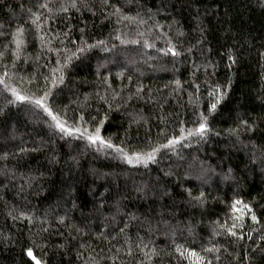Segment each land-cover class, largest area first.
Instances as JSON below:
<instances>
[{
    "label": "trees",
    "instance_id": "obj_1",
    "mask_svg": "<svg viewBox=\"0 0 264 264\" xmlns=\"http://www.w3.org/2000/svg\"><path fill=\"white\" fill-rule=\"evenodd\" d=\"M72 5L0 0V264H264V0Z\"/></svg>",
    "mask_w": 264,
    "mask_h": 264
},
{
    "label": "snow or ice",
    "instance_id": "obj_2",
    "mask_svg": "<svg viewBox=\"0 0 264 264\" xmlns=\"http://www.w3.org/2000/svg\"><path fill=\"white\" fill-rule=\"evenodd\" d=\"M72 6L75 7V0H73V5H72ZM41 7H47V5L44 4V5H41ZM19 31H22V29H18V32H19ZM16 43H17V47H19L21 41L17 40ZM170 51H171V50H170ZM175 54H176V53L173 52V55H175ZM11 91H12V94L16 97L17 100H21V101H23V100H28V99H30L29 97H25V96H22V95H20L19 93H17L15 89H12ZM219 99H220V97H217V103L219 102ZM43 100H44L43 97H41V98H39V99H36V100H35V104H36L37 106H40V107H43V108H44V111L47 112L48 115H50V116L52 117V120H53V121H55V123H56V127H57L58 129H60L61 131L66 132V134H71V132H72L73 130H72V129H65V126L60 122L59 118H58L56 115H53L52 112H51V110H50L49 108H47L46 106H44V104H43ZM210 108H211L212 110H214V109L216 108V104H215V103L211 104V105H210ZM206 130H207V129H206V124L203 123V122L199 123L198 127L195 129V131H196L197 133H200L201 135H203V133H204ZM75 131H79V129H76ZM99 132H100V129H99V127H97V128H96V131H95L94 134H87V132H86V130H85V133H82V135H85V134H86V135H87V139H88L91 143H93V144H96L97 142H99L101 145H104V146L109 147V148H113V147H115V146H113V145L111 144L110 141H105V140H103V139L100 137ZM191 134H192V132H189V135H191ZM177 139H178V138H177ZM175 142H177V140L170 139V140L168 141V145H165V147L170 146V145L174 144ZM117 150H118V151H122V149H117ZM155 151H156V149H153V152H155ZM133 157H135V159H136L137 162H139L140 159H141L140 154L133 153L132 156L127 157L129 163H132V162H133ZM147 159H153V155L149 154V155L147 156ZM235 203H236V204H239L240 202H239V201H236ZM234 207H235V205H234ZM245 207H247V206L245 205ZM252 219L255 220L256 217L253 215V216H252ZM233 227H235V225H233ZM228 231H229V234H230V235H233V236L236 235V233H235L234 231H232V229H228ZM186 251H187V255H188L189 257H193V258L195 259L196 264H202L203 259H204L203 257L198 256V254H197L196 252H194V251H190V250H186ZM209 251H211V249H209ZM27 254H28L30 257H32V250H31V249H28V250H27ZM181 255H184V253H181ZM33 259H35V258L33 257Z\"/></svg>",
    "mask_w": 264,
    "mask_h": 264
},
{
    "label": "rangeland",
    "instance_id": "obj_3",
    "mask_svg": "<svg viewBox=\"0 0 264 264\" xmlns=\"http://www.w3.org/2000/svg\"><path fill=\"white\" fill-rule=\"evenodd\" d=\"M125 61L127 60L123 56H117L108 62L107 67H110L115 71L131 68L132 65L130 63H125ZM129 62H134V60H130Z\"/></svg>",
    "mask_w": 264,
    "mask_h": 264
}]
</instances>
